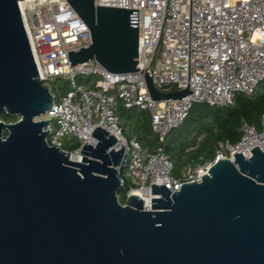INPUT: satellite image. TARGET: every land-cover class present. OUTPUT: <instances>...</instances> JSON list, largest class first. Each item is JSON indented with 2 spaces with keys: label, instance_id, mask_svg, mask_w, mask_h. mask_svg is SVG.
Returning <instances> with one entry per match:
<instances>
[{
  "label": "water",
  "instance_id": "water-1",
  "mask_svg": "<svg viewBox=\"0 0 264 264\" xmlns=\"http://www.w3.org/2000/svg\"><path fill=\"white\" fill-rule=\"evenodd\" d=\"M91 42L69 51L71 65L97 61L137 72V10L66 0ZM38 75V76H37ZM146 88L159 101L187 88ZM163 89H169L164 91ZM54 95L42 84L18 0H0V264H264V150L214 162L199 182L171 192L150 186L119 201L127 154L101 126L81 161L49 145Z\"/></svg>",
  "mask_w": 264,
  "mask_h": 264
},
{
  "label": "built area",
  "instance_id": "built-area-1",
  "mask_svg": "<svg viewBox=\"0 0 264 264\" xmlns=\"http://www.w3.org/2000/svg\"><path fill=\"white\" fill-rule=\"evenodd\" d=\"M94 3L137 10V72L115 74L95 60L71 65L67 53L91 42L84 21L66 0H18L42 84L50 89L48 80L64 78L74 86L54 100L45 114L50 121L46 138L49 145L64 150L61 138L74 136L80 145L67 152L81 161V146H95L98 139L91 134L101 126L116 138L109 149L120 143L127 154L126 175L132 186L126 195L141 190L149 200L152 184L177 191L185 182H199L218 159L232 161L233 154L239 152L247 159L255 146L264 150L263 113L258 128L242 122L238 142H223L213 160L188 165L182 176L175 178L163 147L159 145L154 151L142 149L137 139L123 134L122 122L115 113L118 103L148 111L151 128L162 143L165 135L183 122L193 103L227 106L233 104L238 93L251 95L264 80V0ZM145 73L158 89L175 84L176 89L187 88L189 93L156 101L146 88ZM77 74L96 76L94 84L75 85L73 78Z\"/></svg>",
  "mask_w": 264,
  "mask_h": 264
},
{
  "label": "trees",
  "instance_id": "trees-1",
  "mask_svg": "<svg viewBox=\"0 0 264 264\" xmlns=\"http://www.w3.org/2000/svg\"><path fill=\"white\" fill-rule=\"evenodd\" d=\"M59 78H55L50 92L54 99L58 100L66 91L73 88L70 79H63L57 85ZM74 84L91 87L96 76H74ZM115 113L122 122V131L127 138L137 139L146 151H154L161 145L163 151L170 159L175 178L182 176L186 166H195L213 160L215 151L223 142L235 144L241 137L240 127L242 122L259 127L261 115L264 113V80L260 81L251 95L238 93L234 102L227 106H210L205 103H193L183 122L172 128L162 143L157 140L156 134L150 125L148 111L138 108H125L122 103L115 107ZM0 119L4 122H13L18 116H10L0 113ZM49 141V140H48ZM80 143L74 136H67L62 148L73 151ZM123 179V189L119 191V201L123 204L126 192L132 186L126 169L120 170Z\"/></svg>",
  "mask_w": 264,
  "mask_h": 264
},
{
  "label": "bare ground",
  "instance_id": "bare-ground-1",
  "mask_svg": "<svg viewBox=\"0 0 264 264\" xmlns=\"http://www.w3.org/2000/svg\"><path fill=\"white\" fill-rule=\"evenodd\" d=\"M82 158V157H81ZM69 159L70 160H73V161H77V157L75 154H69ZM135 194L141 196L143 199H144V202L148 205L150 203V200H149V196L147 194H145L144 192H142L141 190H135L134 191Z\"/></svg>",
  "mask_w": 264,
  "mask_h": 264
},
{
  "label": "rangeland",
  "instance_id": "rangeland-1",
  "mask_svg": "<svg viewBox=\"0 0 264 264\" xmlns=\"http://www.w3.org/2000/svg\"><path fill=\"white\" fill-rule=\"evenodd\" d=\"M63 79H64V78H59V79H58V82H57V85H60V84L62 83ZM54 80H55V78H54V79H50V80H48V81L46 82V84H47L49 87H53V82H54ZM73 87H74V86H73ZM41 118H45V115L41 116ZM51 124H52L53 127H55V123H54V121H52ZM68 137H70V136H68ZM66 139H67V136L61 138L62 143H63V142L65 143V142H66ZM124 169H126V168H124Z\"/></svg>",
  "mask_w": 264,
  "mask_h": 264
}]
</instances>
